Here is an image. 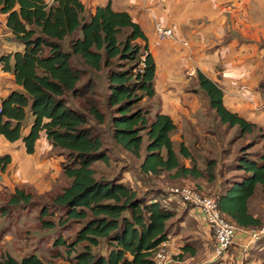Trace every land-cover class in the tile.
<instances>
[{
  "label": "trees",
  "instance_id": "obj_1",
  "mask_svg": "<svg viewBox=\"0 0 264 264\" xmlns=\"http://www.w3.org/2000/svg\"><path fill=\"white\" fill-rule=\"evenodd\" d=\"M0 14L6 15L13 39L23 45L12 55V67L10 56L0 58L21 88L0 103V137L11 143L21 139L31 154L44 131L63 157L62 174L68 181L44 196L16 189L7 205L27 209L35 198L48 199L51 207L41 205L37 215L41 231L70 222L80 225L72 242L61 237L53 241L50 262L33 254L16 260L3 253L0 264H153L154 252L169 239V221L176 216L170 193L155 180L166 175L172 181L193 182L202 191L200 179L215 183L211 170L217 163L206 159V172L198 169L191 151L173 140L172 119L160 112L151 116L150 107L139 106L155 97V64L146 45L139 43L145 42L141 29L125 12L107 5L89 13L80 0H0ZM197 81L219 123L237 129L228 146L260 130L229 113L222 92L201 73ZM27 112L33 122L21 138ZM256 144H242L236 161L224 164L238 174L215 194L220 215L239 229L264 226V203L257 211L251 207L257 192L264 195V153L251 152ZM118 147L136 158L144 148L137 174L145 185L124 182L125 167L113 177L98 173L97 166L108 165L110 150ZM10 162L9 156L0 157V173ZM51 208L60 212L57 222L46 220L54 215ZM256 244L264 249V239ZM187 248H181L178 259Z\"/></svg>",
  "mask_w": 264,
  "mask_h": 264
},
{
  "label": "crops",
  "instance_id": "obj_2",
  "mask_svg": "<svg viewBox=\"0 0 264 264\" xmlns=\"http://www.w3.org/2000/svg\"><path fill=\"white\" fill-rule=\"evenodd\" d=\"M80 1L89 13L97 7L110 5L114 12L127 13L139 26L145 37V42L139 43L146 45L155 64L154 99L158 100L159 112L169 116L176 125L173 140L183 142L190 151L185 141L187 136L210 135L204 131L208 127H219L230 133L236 129L220 124L209 108L198 86L197 73H201L222 92V104L229 113L260 129L263 138L255 146L264 147V0ZM156 24L171 29L173 39L159 42L154 33ZM21 50L23 45L13 39L6 27V15L0 14V58L10 56L8 65L12 67V55ZM14 91H21V88L15 84L11 69L6 70L2 63L0 103ZM32 122L33 117L27 112L21 138L27 136ZM199 128L203 131H198ZM207 142L211 143L212 139ZM57 150L44 131L39 133L31 154L26 153L21 139L11 143L0 137V157L9 156L11 160L0 173V196H7L5 203L0 202V255L6 253L16 260L26 257V245L20 244L26 230L18 227V212L23 207L7 205L15 190L44 196L68 186L62 174L63 157ZM189 163L184 160L186 166ZM203 182H207L206 179ZM203 228L204 239L213 248L211 234ZM235 239L221 264L232 263L247 246L241 235ZM183 247H188L184 255L196 254L188 243L180 248ZM9 249H14L16 254ZM247 252L249 259L254 258L253 264H261L260 257L264 261V249L257 244L250 246ZM32 254L42 259L35 252L28 255ZM212 261L211 252L209 264H213ZM58 262L66 264L62 260Z\"/></svg>",
  "mask_w": 264,
  "mask_h": 264
},
{
  "label": "rangeland",
  "instance_id": "obj_3",
  "mask_svg": "<svg viewBox=\"0 0 264 264\" xmlns=\"http://www.w3.org/2000/svg\"><path fill=\"white\" fill-rule=\"evenodd\" d=\"M139 106L143 108L150 107L151 110V116L154 115V113L159 112V103L158 100H151V101H143L139 104ZM151 118V117H150ZM211 121H209L210 123ZM203 131V128H199L198 131ZM237 129L232 131L231 133L228 132L226 129H219V127L216 128H204V131H208L210 135H197L192 134L189 137L187 136L185 138V141H187V146L189 147L191 151V155L196 162V166L198 169L206 172V159H211L216 161V166L212 168V173H214V179H216L214 182L218 183H212L209 184L208 182H203V179H206V177L200 179L202 191L198 192L205 196V197H216L215 194L219 190V187H224L225 180H231L235 175L238 173L231 172L229 168H226L224 164L226 163H234L237 159V156L239 154V147L242 144H245L246 142H253L257 143L260 130H255L251 134H246L241 139H237L236 142L228 146L229 141L232 139V137L236 134ZM193 132H196V130H193ZM209 138L212 139L211 143H208ZM244 139V140H243ZM243 141V142H242ZM257 141V142H256ZM177 143V142H176ZM111 142L106 141V145L110 146ZM144 147V146H142ZM59 150H57V153ZM251 152L259 154L264 153V147L262 146H255L251 149ZM144 148L141 151L140 158L134 157L131 153L125 152L122 149L114 148V150H110V163L108 165L103 166L102 164H99L97 166V171L100 174H103L107 177H113L118 174H120V170L125 167V170L121 173L123 176V181L127 183H136L139 182L137 170L139 165L141 164L143 158H144ZM116 157L119 158V160H115ZM208 161V160H207ZM232 165V164H231ZM232 168V166H231ZM128 171V172H126ZM156 184L158 186H161L164 190V192H169V190L181 187V186H189L194 189H196L195 184L190 183H184L179 180H171V178L166 175L161 176L160 179L155 180ZM221 182V183H220ZM140 187L145 185L146 182H139ZM198 186V185H197ZM208 193V194H207ZM7 196H0V202L5 203L7 201ZM170 206L173 207L176 210V216L169 221V239L167 244V252H168V260L166 264H209V260L211 258V252L212 249L211 245L204 239L205 233L204 228H206L202 213L199 209L193 207V206H187L185 203H181L178 201V199L171 197L170 195ZM33 204H31L27 209L19 210L18 212V227L22 230H26V233L22 235L21 239L26 245L24 255H28L29 253H34L37 255H40V257L45 260L46 262H50L49 258V249H51L53 241L61 237L63 239H66L68 242H72L75 238L76 230L80 227L79 224L70 222L68 226H65L63 228L56 227L54 230H51L50 232L47 231H41L40 230V222L37 220L38 211L41 205L45 204L48 207H51V200L48 199H34ZM264 203V195L259 191L256 193V196L251 200V207L253 211H257L260 208V204ZM39 205V206H36ZM187 206V207H186ZM54 213V215H50L46 217V220H52L54 222L58 221V217L60 215V212L58 210L52 209L50 210ZM264 213V209L262 210ZM12 219H16V216L13 215ZM203 226V227H202ZM264 227V226H263ZM44 236V237H43ZM236 240V239H235ZM234 240V242H235ZM244 240V239H243ZM245 241V240H244ZM191 245L196 250V254L194 256H191L189 253L185 254L181 259H178L179 254L181 253V246L185 244ZM246 244V243H245ZM251 245H247L241 250L240 254H238L234 261L232 260V263L230 264H238L239 258L241 256L244 257L245 264H253L254 258L251 257L249 259L248 256V248ZM10 252L13 254H16V251L14 249H9ZM58 251V250H55ZM60 251V250H59ZM229 252V251H228ZM227 252V253H228ZM56 252H52V255H54ZM61 253L63 251L61 250ZM101 253L105 254L106 251L104 249H101ZM23 255V256H24ZM20 256V255H18ZM222 259L214 260L211 263L213 264H221L224 262ZM261 264H264L263 259L260 257L258 259ZM257 261V259H256ZM65 262V261H64ZM253 262V263H252ZM57 263L60 264L61 262ZM67 264V262H66Z\"/></svg>",
  "mask_w": 264,
  "mask_h": 264
},
{
  "label": "built area",
  "instance_id": "obj_4",
  "mask_svg": "<svg viewBox=\"0 0 264 264\" xmlns=\"http://www.w3.org/2000/svg\"><path fill=\"white\" fill-rule=\"evenodd\" d=\"M154 33L159 42H166L173 39L171 29L164 28L160 24L155 25ZM145 56L146 54L141 57L140 71H142L144 66ZM1 68L2 63H0ZM1 111L0 106V114ZM168 193H170L171 197L173 196L178 199L179 202L191 205L201 211L206 229L213 239L212 259L214 260L222 259L234 244L235 238L239 235L243 237L248 246L264 239V227L259 229H239L225 220L219 213L216 197H205L189 186L177 187L169 190ZM167 244L168 241H165L157 246L153 256V264L167 263ZM238 264H245L243 256L239 258Z\"/></svg>",
  "mask_w": 264,
  "mask_h": 264
}]
</instances>
